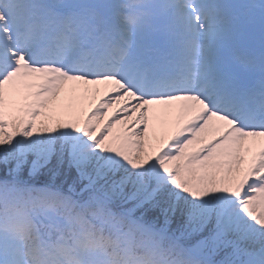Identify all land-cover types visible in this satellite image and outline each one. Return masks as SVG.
<instances>
[{
  "label": "snow or ice",
  "instance_id": "1",
  "mask_svg": "<svg viewBox=\"0 0 264 264\" xmlns=\"http://www.w3.org/2000/svg\"><path fill=\"white\" fill-rule=\"evenodd\" d=\"M0 264H264V0H0Z\"/></svg>",
  "mask_w": 264,
  "mask_h": 264
},
{
  "label": "rangeland",
  "instance_id": "2",
  "mask_svg": "<svg viewBox=\"0 0 264 264\" xmlns=\"http://www.w3.org/2000/svg\"><path fill=\"white\" fill-rule=\"evenodd\" d=\"M103 93H101L100 95H102ZM100 96L98 95L96 97V100L95 101H86L85 102V107L88 108V107H91L95 102H98ZM109 112H111V110H109ZM150 134H151V128H150Z\"/></svg>",
  "mask_w": 264,
  "mask_h": 264
}]
</instances>
